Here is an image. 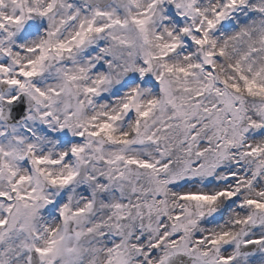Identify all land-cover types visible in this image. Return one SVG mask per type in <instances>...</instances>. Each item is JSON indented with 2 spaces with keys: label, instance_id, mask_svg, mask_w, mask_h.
Masks as SVG:
<instances>
[{
  "label": "snow or ice",
  "instance_id": "1",
  "mask_svg": "<svg viewBox=\"0 0 264 264\" xmlns=\"http://www.w3.org/2000/svg\"><path fill=\"white\" fill-rule=\"evenodd\" d=\"M0 264H264V0H0Z\"/></svg>",
  "mask_w": 264,
  "mask_h": 264
}]
</instances>
